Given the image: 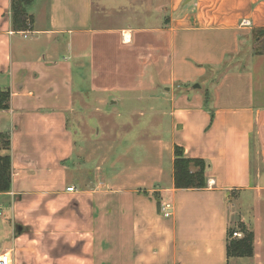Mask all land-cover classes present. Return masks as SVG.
Segmentation results:
<instances>
[{
  "label": "crops",
  "instance_id": "1",
  "mask_svg": "<svg viewBox=\"0 0 264 264\" xmlns=\"http://www.w3.org/2000/svg\"><path fill=\"white\" fill-rule=\"evenodd\" d=\"M28 13L33 30L14 31L0 0V257L264 264V0H34ZM177 147L206 162L204 188L175 187ZM240 226L254 256L228 259Z\"/></svg>",
  "mask_w": 264,
  "mask_h": 264
},
{
  "label": "trees",
  "instance_id": "2",
  "mask_svg": "<svg viewBox=\"0 0 264 264\" xmlns=\"http://www.w3.org/2000/svg\"><path fill=\"white\" fill-rule=\"evenodd\" d=\"M34 0H11L12 25L14 31L28 32L33 30V17L28 13V7ZM257 34L264 35V30ZM258 52L264 53L263 49ZM9 108V94L0 93V110ZM9 149V138H2L1 148ZM207 164L202 159H191L184 155L182 148L177 147L175 151V173L174 182L177 189H200L206 186ZM12 185V159L10 155H0V193H7ZM242 237H234L237 231H230L227 243L228 259L251 258L254 256V234L244 226L239 227Z\"/></svg>",
  "mask_w": 264,
  "mask_h": 264
},
{
  "label": "built area",
  "instance_id": "3",
  "mask_svg": "<svg viewBox=\"0 0 264 264\" xmlns=\"http://www.w3.org/2000/svg\"><path fill=\"white\" fill-rule=\"evenodd\" d=\"M68 192H74L75 188L74 187H69L67 189ZM160 211L162 215L166 218H169L172 216V211H173V204L170 200H162L160 204ZM234 237L240 238L242 237V234L239 232H235L233 234ZM0 264H14L12 256L9 253H4L0 257Z\"/></svg>",
  "mask_w": 264,
  "mask_h": 264
},
{
  "label": "rangeland",
  "instance_id": "4",
  "mask_svg": "<svg viewBox=\"0 0 264 264\" xmlns=\"http://www.w3.org/2000/svg\"><path fill=\"white\" fill-rule=\"evenodd\" d=\"M112 21V24L116 21V19H115V17H113V16H111L110 18H109V24H110V22ZM256 36H257V38L259 39V49H263L264 50V35H261V34H256ZM95 121H93V123H94ZM75 126V124L73 125V127ZM137 128H134V129H132V131L131 132H135V130H136ZM1 149H5V148H1ZM254 158H255V152H254V154H253V156H252V159L254 160Z\"/></svg>",
  "mask_w": 264,
  "mask_h": 264
}]
</instances>
